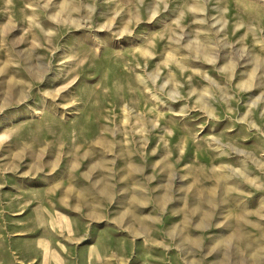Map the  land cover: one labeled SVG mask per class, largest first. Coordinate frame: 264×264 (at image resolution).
Returning a JSON list of instances; mask_svg holds the SVG:
<instances>
[{"label":"rangeland","instance_id":"obj_1","mask_svg":"<svg viewBox=\"0 0 264 264\" xmlns=\"http://www.w3.org/2000/svg\"><path fill=\"white\" fill-rule=\"evenodd\" d=\"M0 264H264V0H0Z\"/></svg>","mask_w":264,"mask_h":264}]
</instances>
